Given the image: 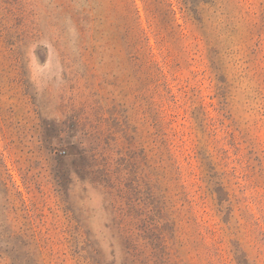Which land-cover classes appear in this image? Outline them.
<instances>
[{
  "label": "rangeland",
  "instance_id": "1",
  "mask_svg": "<svg viewBox=\"0 0 264 264\" xmlns=\"http://www.w3.org/2000/svg\"><path fill=\"white\" fill-rule=\"evenodd\" d=\"M133 211L264 264V0H0V264H129Z\"/></svg>",
  "mask_w": 264,
  "mask_h": 264
},
{
  "label": "trees",
  "instance_id": "2",
  "mask_svg": "<svg viewBox=\"0 0 264 264\" xmlns=\"http://www.w3.org/2000/svg\"><path fill=\"white\" fill-rule=\"evenodd\" d=\"M64 175V174H63ZM62 175V176H63ZM134 230H138L136 231V234L134 233ZM129 234L128 237L126 239L125 237V241H133V259L130 261L129 260V264H164L162 260H159L158 258L155 257H161L160 253L157 255L155 253L152 254V252H146L141 246L140 244L138 245V241H137V237H141L147 240V232L148 229L146 226H144L143 220H141L140 218L137 219L136 217V212L133 211V233L131 232V230L129 229ZM144 233V234H143ZM150 234V233H149ZM133 235V236H132ZM151 236L155 239V240H159V235H155L154 233H151ZM161 244L157 243L156 248H160ZM159 251V250H158ZM162 252V251H161Z\"/></svg>",
  "mask_w": 264,
  "mask_h": 264
}]
</instances>
